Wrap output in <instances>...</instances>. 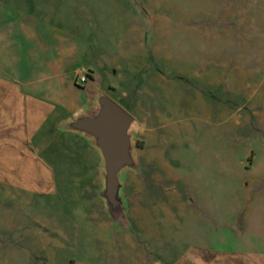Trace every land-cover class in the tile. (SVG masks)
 Listing matches in <instances>:
<instances>
[{"label": "rangeland", "instance_id": "obj_1", "mask_svg": "<svg viewBox=\"0 0 264 264\" xmlns=\"http://www.w3.org/2000/svg\"><path fill=\"white\" fill-rule=\"evenodd\" d=\"M43 1L0 0V24L20 8L51 12L65 30V68L93 74L77 85L135 118L139 167L122 175L131 228L112 224L85 138L52 124L23 141L18 97L2 86L0 264H173L194 249L264 255V0ZM69 38L84 44V59ZM2 65L1 80H24L13 77L23 63L17 72ZM33 74L27 90L60 84L69 95L68 79Z\"/></svg>", "mask_w": 264, "mask_h": 264}, {"label": "crops", "instance_id": "obj_2", "mask_svg": "<svg viewBox=\"0 0 264 264\" xmlns=\"http://www.w3.org/2000/svg\"><path fill=\"white\" fill-rule=\"evenodd\" d=\"M47 1L44 0L43 2L48 4ZM3 11L1 8L0 18L4 16ZM36 11H38L37 8L33 10L31 8H20L16 11V18L12 23L10 21L7 25L0 24V29L3 31L12 29L17 32V38H11L7 32L2 35L0 34V72H3L5 68L2 65L4 59L11 61L14 71L17 72L20 62L25 65L24 62L26 61L24 60L27 57V51L29 49L32 51L33 48V55L29 58L33 64L31 66L25 65V70L20 69V74L13 76L15 79L24 80H11L10 84L5 80H1L0 76V88L4 86L7 88V91H4L5 93L11 91L12 94L18 97L19 101L15 107L19 110L22 125L26 128L25 133L19 134L23 141L24 139L29 141L32 137L37 136L39 128H44L47 125L50 127L54 124L53 130L59 128L62 121L69 119L86 107L93 106L97 94V91L92 86L80 87L77 85V82L79 85L81 84L77 81L78 77H86V81L83 83H86L88 79L92 80V72L83 73L81 64L78 65L77 63L65 68V30L54 22L49 21L48 16L51 15V12L44 11L41 13L40 11V15H38L39 13ZM36 34H39L38 38ZM68 40L74 41L76 44L72 53L74 57L80 55L84 59V56L87 54L84 44L74 38H69ZM47 41H52L51 47L46 50L42 49L40 53L39 44L45 45ZM11 47H14L12 53L9 52ZM38 54H47V56H42L40 63H37L34 57H37ZM34 71L47 79H68L70 84L66 86L69 87V95L67 96L66 93H62L60 84L46 87L43 90H27L25 87L30 83L26 82V78L34 76ZM58 94L61 97H51V95ZM62 95H65V100L62 99ZM60 131L80 136L73 132ZM84 141L90 146L86 139ZM35 148L38 149V147ZM181 258L186 259L189 264H264V255L223 254L204 249L191 250L179 259Z\"/></svg>", "mask_w": 264, "mask_h": 264}, {"label": "water", "instance_id": "obj_3", "mask_svg": "<svg viewBox=\"0 0 264 264\" xmlns=\"http://www.w3.org/2000/svg\"><path fill=\"white\" fill-rule=\"evenodd\" d=\"M135 118L105 93H97L94 105L86 107L60 124V130L84 137L99 155L98 165L102 189L98 195L113 225L130 229L122 195V175L126 169L136 170L133 154ZM174 264H189L184 258Z\"/></svg>", "mask_w": 264, "mask_h": 264}, {"label": "built area", "instance_id": "obj_4", "mask_svg": "<svg viewBox=\"0 0 264 264\" xmlns=\"http://www.w3.org/2000/svg\"><path fill=\"white\" fill-rule=\"evenodd\" d=\"M86 81V77L85 76H81L80 78H79V83H83V82H85Z\"/></svg>", "mask_w": 264, "mask_h": 264}, {"label": "flooded vegetation", "instance_id": "obj_5", "mask_svg": "<svg viewBox=\"0 0 264 264\" xmlns=\"http://www.w3.org/2000/svg\"><path fill=\"white\" fill-rule=\"evenodd\" d=\"M148 188H149V187H148ZM148 188H147V189H148ZM149 189H150V188H149ZM127 208H128V207L126 206V211H128ZM126 213H127V212H126ZM174 263H175V262H174ZM174 263H173V264H174Z\"/></svg>", "mask_w": 264, "mask_h": 264}]
</instances>
